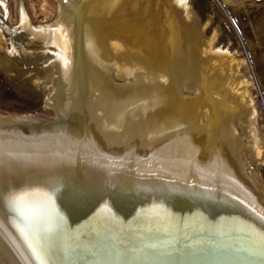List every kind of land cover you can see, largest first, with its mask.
<instances>
[{
  "label": "bare ground",
  "instance_id": "obj_1",
  "mask_svg": "<svg viewBox=\"0 0 264 264\" xmlns=\"http://www.w3.org/2000/svg\"><path fill=\"white\" fill-rule=\"evenodd\" d=\"M57 1L50 22L21 7L0 25V69L55 87L51 120L0 114V264H264L242 154L264 162V142L237 63L188 0ZM16 130L49 143L21 148Z\"/></svg>",
  "mask_w": 264,
  "mask_h": 264
},
{
  "label": "rangeland",
  "instance_id": "obj_2",
  "mask_svg": "<svg viewBox=\"0 0 264 264\" xmlns=\"http://www.w3.org/2000/svg\"><path fill=\"white\" fill-rule=\"evenodd\" d=\"M219 1L238 30L243 45L216 0H188V5L199 24L204 27V36L207 38L213 37L214 45L222 51L224 50L225 55L228 56H226V59L235 64L237 63L240 75H243L247 83L246 89L255 111L256 125L264 142V0ZM19 4V0H15L8 17L3 15L0 8L1 27L7 26L11 28L17 23ZM24 5L33 23H44L53 20L58 1L26 0ZM11 36L17 42L23 43L19 35L12 34ZM6 37H9V35H6ZM13 63L15 67L10 72L0 69V114L17 115L31 113L40 119L51 120L53 112L45 104V100L48 93L54 92V85L51 84L47 89L37 87L33 79L41 77L39 69L33 67L28 70V67L25 65L17 64L15 61ZM249 63L256 81L254 80ZM182 90L184 96L190 95L189 93L187 94L186 89L182 88ZM198 93H200L199 90ZM232 122L240 140L242 139L243 142H246V137L235 116H232ZM37 135L34 132H31V134L29 132L23 133L18 135L19 140L23 143L21 142L20 144L18 139L16 142L18 141L17 144L21 145V148L23 144H25L23 146L25 148L27 143V146H32L31 143L36 146L38 144L39 146L40 141V146H43L46 142L49 143V140L43 141V138L41 139L40 135V138H38ZM35 139H39V141ZM242 154L254 183L257 185L261 195L264 196V162H255L249 149H243ZM16 249L18 250V248H14L15 251ZM0 251L7 257L10 255V249L1 237Z\"/></svg>",
  "mask_w": 264,
  "mask_h": 264
},
{
  "label": "water",
  "instance_id": "obj_3",
  "mask_svg": "<svg viewBox=\"0 0 264 264\" xmlns=\"http://www.w3.org/2000/svg\"><path fill=\"white\" fill-rule=\"evenodd\" d=\"M216 1L218 2V4L220 5L221 9L223 10V12L225 13V15L227 16L228 20L230 21L231 25L233 26V28H234L236 34L238 35V37H239V39H240V41H241V43H242L241 37H240V35H239V32H238V30L236 29V27H235L233 21L231 20L229 14H228L227 11H226V9L223 7V5L220 3L219 0H216ZM242 45H243V43H242ZM247 60H248V62H249V59H248V58H247ZM249 66H250V69H251V71H252V68H251L250 63H249ZM252 74H253V71H252ZM253 77H254V80L256 81L254 74H253ZM256 84H257V82H256ZM11 129L13 130L14 128H11ZM9 133L15 135L14 138L12 139V141H13L14 143L17 144V142H16V140L18 139L17 137H19L18 135H19V134H22V133L19 132V131H17V130H16V131H13V133H12V131H10ZM16 136H17V137H16ZM22 263H23V262H22Z\"/></svg>",
  "mask_w": 264,
  "mask_h": 264
},
{
  "label": "crops",
  "instance_id": "obj_4",
  "mask_svg": "<svg viewBox=\"0 0 264 264\" xmlns=\"http://www.w3.org/2000/svg\"><path fill=\"white\" fill-rule=\"evenodd\" d=\"M2 2L5 4V7L7 8V10H8V15H9V12H10V9H12L13 8V4L15 3V0H0V8H1V10H2V13H3V15H4V8H3V5H2ZM26 2V0H19V9H18V13H19V10H20V8L21 7H23V9L25 10V12H26V7H25V5H24V3ZM26 14H27V12H26ZM29 17V16H28ZM30 18V17H29ZM32 21V20H31Z\"/></svg>",
  "mask_w": 264,
  "mask_h": 264
},
{
  "label": "built area",
  "instance_id": "obj_5",
  "mask_svg": "<svg viewBox=\"0 0 264 264\" xmlns=\"http://www.w3.org/2000/svg\"><path fill=\"white\" fill-rule=\"evenodd\" d=\"M261 96V95H260ZM262 98V97H261Z\"/></svg>",
  "mask_w": 264,
  "mask_h": 264
}]
</instances>
